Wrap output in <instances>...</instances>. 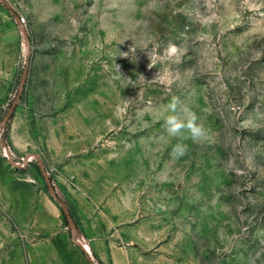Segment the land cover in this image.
<instances>
[{
	"label": "rangeland",
	"instance_id": "obj_1",
	"mask_svg": "<svg viewBox=\"0 0 264 264\" xmlns=\"http://www.w3.org/2000/svg\"><path fill=\"white\" fill-rule=\"evenodd\" d=\"M173 97L208 131L179 158ZM0 140V264L61 230L110 264H264V0H0Z\"/></svg>",
	"mask_w": 264,
	"mask_h": 264
},
{
	"label": "crops",
	"instance_id": "obj_2",
	"mask_svg": "<svg viewBox=\"0 0 264 264\" xmlns=\"http://www.w3.org/2000/svg\"><path fill=\"white\" fill-rule=\"evenodd\" d=\"M33 247L36 258L33 264H89L66 230L36 242ZM86 247L101 264L113 262V253L104 241L90 240Z\"/></svg>",
	"mask_w": 264,
	"mask_h": 264
},
{
	"label": "clouds",
	"instance_id": "obj_3",
	"mask_svg": "<svg viewBox=\"0 0 264 264\" xmlns=\"http://www.w3.org/2000/svg\"><path fill=\"white\" fill-rule=\"evenodd\" d=\"M175 53V46L171 48ZM119 67V65H118ZM167 115L164 117L166 133L169 137L175 138L177 143L172 146L170 155L173 158H179L186 154L188 147L185 140H191L199 143L208 138V131L205 126L199 122V117L193 109L184 104L178 97H173L166 106Z\"/></svg>",
	"mask_w": 264,
	"mask_h": 264
},
{
	"label": "water",
	"instance_id": "obj_4",
	"mask_svg": "<svg viewBox=\"0 0 264 264\" xmlns=\"http://www.w3.org/2000/svg\"><path fill=\"white\" fill-rule=\"evenodd\" d=\"M27 68H28V60H26L24 68H23V71H22V83H21V85H20V87H19V89L17 91V94H16L12 104L10 105L8 111L6 112V115L4 116L3 123L8 121L10 115L12 114V112H13V110H14V108H15L18 100H19V96L21 95V92H22V89H23V83H24L25 74L27 72ZM0 144L3 145V147L5 148V151H6L7 155H8L7 145H5V143L2 140H0ZM30 156H33L38 162H40V159L37 156V154L36 153H32L30 155H27L23 159L24 165L27 163V159ZM40 170H41L42 176L44 177L45 183H46V185L48 187L50 196L59 204V206H60V208L62 210V213L64 214L65 220L67 222V226L69 228V231L71 233H73V231L75 230V223H74V220H73L68 208L66 207L65 203L58 196H56V194L54 193V190H53V187L51 185L50 179H49L45 169L43 168V166H40ZM71 241L74 244H76L78 246V248L83 252V254H84L86 260L89 262V264H97L89 256V254L87 252V247H86L85 244H83L81 239L76 238L73 234H71Z\"/></svg>",
	"mask_w": 264,
	"mask_h": 264
}]
</instances>
